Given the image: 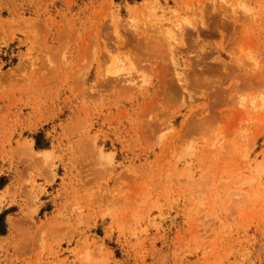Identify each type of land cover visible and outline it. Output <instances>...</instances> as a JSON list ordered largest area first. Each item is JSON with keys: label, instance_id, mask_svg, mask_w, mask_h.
<instances>
[{"label": "rangeland", "instance_id": "obj_1", "mask_svg": "<svg viewBox=\"0 0 264 264\" xmlns=\"http://www.w3.org/2000/svg\"><path fill=\"white\" fill-rule=\"evenodd\" d=\"M0 264H264V0H0Z\"/></svg>", "mask_w": 264, "mask_h": 264}, {"label": "bare ground", "instance_id": "obj_2", "mask_svg": "<svg viewBox=\"0 0 264 264\" xmlns=\"http://www.w3.org/2000/svg\"><path fill=\"white\" fill-rule=\"evenodd\" d=\"M181 20L183 21V19H181ZM129 21H130V19H129ZM130 23H131V21H130ZM163 30H165V29H163ZM165 31H166L165 34H164V35H166L165 36V39L166 40H169V41L171 40L170 42L172 43L174 36L170 33V31H167V30H165ZM175 32H176V30H175ZM180 35H181V33H180ZM107 54L108 53H105L104 56H106ZM104 58L106 60V62H104V65H105V69H104V71H105V77H108V76H111V75H116L118 73L119 69H121L120 66H119V63H120L119 62V59L116 56H112V55H107V57H104ZM44 155H45V153H44ZM43 157H45V156H43ZM43 157H41V159ZM236 195H239V194L237 193Z\"/></svg>", "mask_w": 264, "mask_h": 264}]
</instances>
